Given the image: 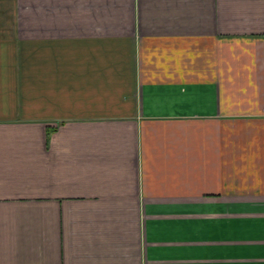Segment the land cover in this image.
<instances>
[{"label":"crops","instance_id":"obj_1","mask_svg":"<svg viewBox=\"0 0 264 264\" xmlns=\"http://www.w3.org/2000/svg\"><path fill=\"white\" fill-rule=\"evenodd\" d=\"M0 264H264V0H0Z\"/></svg>","mask_w":264,"mask_h":264}]
</instances>
